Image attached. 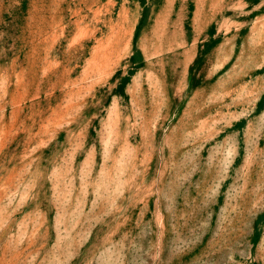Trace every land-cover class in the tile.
<instances>
[{
    "label": "rangeland",
    "instance_id": "1",
    "mask_svg": "<svg viewBox=\"0 0 264 264\" xmlns=\"http://www.w3.org/2000/svg\"><path fill=\"white\" fill-rule=\"evenodd\" d=\"M0 264H264V0H0Z\"/></svg>",
    "mask_w": 264,
    "mask_h": 264
}]
</instances>
